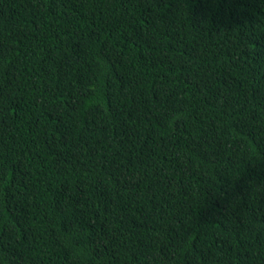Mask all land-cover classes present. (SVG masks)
<instances>
[{
    "label": "trees",
    "instance_id": "16d2710c",
    "mask_svg": "<svg viewBox=\"0 0 264 264\" xmlns=\"http://www.w3.org/2000/svg\"><path fill=\"white\" fill-rule=\"evenodd\" d=\"M0 264H264V0H0Z\"/></svg>",
    "mask_w": 264,
    "mask_h": 264
}]
</instances>
